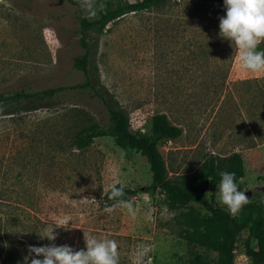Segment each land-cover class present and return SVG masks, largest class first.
<instances>
[{
    "label": "rangeland",
    "instance_id": "rangeland-1",
    "mask_svg": "<svg viewBox=\"0 0 264 264\" xmlns=\"http://www.w3.org/2000/svg\"><path fill=\"white\" fill-rule=\"evenodd\" d=\"M94 4L89 20L103 6ZM77 9L59 0H0V92L85 83L72 63L84 53ZM79 10L85 16L81 4ZM224 15L223 0H164L126 13L95 37L87 68L100 93L125 109L133 130L148 132L156 113L181 128L157 145L167 177L192 175L209 156L238 152L244 168L238 190L258 202L264 196V72L241 69L235 46L218 35ZM39 105L11 114L0 105V264H30L29 246L80 250L83 232L116 240L119 264H132L140 245L151 249L145 264H184L190 257L216 264L215 251L181 237L180 209L168 207L159 192L143 191L150 172L139 153H126L109 136L75 147L80 129L106 122L89 87L63 89ZM114 184L135 190L126 199L132 213L103 211L115 203L104 198ZM217 185L214 199L226 210L216 200ZM53 227L54 241L40 238ZM246 235L243 229L235 236L233 264H251Z\"/></svg>",
    "mask_w": 264,
    "mask_h": 264
},
{
    "label": "trees",
    "instance_id": "trees-1",
    "mask_svg": "<svg viewBox=\"0 0 264 264\" xmlns=\"http://www.w3.org/2000/svg\"><path fill=\"white\" fill-rule=\"evenodd\" d=\"M59 1H67L78 8V33L84 53L81 56H74L72 63L82 70L86 81L70 87H49L36 92L24 89L0 92V105L10 110L5 114L35 109L40 106L39 102L51 99L63 89L89 87L93 94L100 98L105 108L106 122L101 125L91 123L80 129L74 136L75 147L81 149L89 145L95 137L109 136L114 144L126 153L130 151L139 153L146 161L150 172V181L143 186V191L149 195L159 192L168 207L180 209L175 220L181 226L180 235L184 240L215 251L216 264H233L235 236L239 231L246 229L244 252L250 257L251 264H263L264 196L258 202L249 201L235 216L218 206L214 199L213 188L219 184L220 172L235 173L236 182L244 176L240 154L231 152L222 157L209 156L196 173L180 178H169L157 145L163 140L179 136L181 128L170 124L165 114L156 113L150 118L148 132L133 130L129 125L125 109L119 106L109 94H101V89L93 84V72L89 73L87 66L89 56L95 47V37L105 31L107 23L120 16L149 9L164 0H94L97 5L103 2V6L99 8L97 17L91 20L86 19L79 10L78 0ZM90 40H92L91 43ZM257 50H264V43H261ZM95 70L94 67L92 71ZM208 184L209 187H207ZM114 185L122 187L119 184ZM122 188L124 200L135 192L134 189ZM206 190L211 192L207 197L204 196ZM109 191L110 188L104 194L105 200L115 202L109 199ZM192 203L200 205L205 210L204 213L196 210ZM250 240H254L253 247L250 245ZM184 264L212 263L200 260L198 257H190Z\"/></svg>",
    "mask_w": 264,
    "mask_h": 264
},
{
    "label": "clouds",
    "instance_id": "clouds-1",
    "mask_svg": "<svg viewBox=\"0 0 264 264\" xmlns=\"http://www.w3.org/2000/svg\"><path fill=\"white\" fill-rule=\"evenodd\" d=\"M78 2L85 11V18L90 19L94 15V0ZM223 6L225 15L219 18V37L230 41L232 47L235 46L236 59L241 69L253 73L264 72V50H257L258 46L264 43V0H223ZM238 189L235 173L220 172L215 197L233 216L249 203L245 192ZM210 193L207 192L205 196ZM123 196L122 187L111 185L109 199L115 203L106 205L103 211L111 214L117 209H127L132 213V202L122 199ZM69 223L70 218L65 217L64 224ZM39 236L41 239L54 241L56 239L54 227L45 228L43 234ZM83 239L84 248L80 250H74L68 245L29 246V253L35 254L30 264H119V245L116 240L107 236L97 237L87 232H83ZM150 250L148 245L138 246L133 253L132 264H145V258Z\"/></svg>",
    "mask_w": 264,
    "mask_h": 264
}]
</instances>
